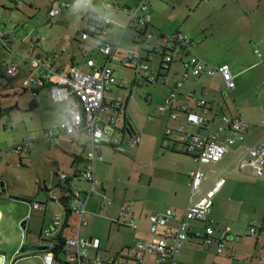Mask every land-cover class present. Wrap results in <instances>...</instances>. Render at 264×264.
Here are the masks:
<instances>
[{"label":"rangeland","instance_id":"1","mask_svg":"<svg viewBox=\"0 0 264 264\" xmlns=\"http://www.w3.org/2000/svg\"><path fill=\"white\" fill-rule=\"evenodd\" d=\"M61 1L0 0V32L8 34L11 46L10 50H3L0 45V182L5 185H2L4 193L0 195L2 211L0 248H2L1 252L8 257L20 243V230L12 227L13 224H11L15 210L13 197L31 196L32 199L37 198L38 201L44 202L48 197L44 186H49L48 188H51L57 197L60 196V189L56 187V184L61 182L58 174L71 171L74 159L71 152L74 154L87 152V148L84 149L83 146L86 140L84 133L73 135L61 131L58 143L52 145H48L47 140L42 137L45 129L59 126L64 120L66 105L65 101H53L48 88L45 87L38 90L40 102L37 105L30 103L32 88L26 81L29 77L37 78L38 72L28 62L27 57L58 55L60 63L68 64V66L70 57H73L75 66L86 70H89L86 65L87 56L101 65L106 63V58L99 53L98 47L88 44L81 34L86 27L87 7L63 9L58 15H49V9L57 8ZM104 1L118 2V0ZM126 1L131 5L137 2V0ZM159 2L164 8L160 11L153 7V22L160 19L163 22L162 26L186 33L197 43L195 51L207 63L214 66L228 64L235 86L232 95L225 98L229 107L225 106L224 109L229 116L237 110L236 113L250 123V134L243 137L246 139L256 131H263L255 125L264 121V0H159ZM249 4L254 7L248 9ZM90 8L96 17L104 16L111 20V26L107 27L109 34L102 38L110 41L111 44H115L120 39V45L117 47L119 51L113 56L110 64L118 82H125L126 87L117 90L116 85H111V91H107V95L122 96L127 103V118L131 128L135 132H141V140L133 148L126 146L129 139L127 133L111 130L110 135L104 134L101 139L104 143L99 144L103 161L96 162L95 166L98 171H104L105 177L100 182L106 189L105 199H111L112 202L126 200V204L131 205L132 210H146L158 205L159 201L156 199H167L170 190L177 188L178 180H182L183 177L187 179L186 172L196 166L195 161L184 154L183 146L178 145L182 150H175L183 152L182 154L162 149L159 145L166 116L159 113L158 108L163 97L170 92L175 82L181 79L184 69L180 65L172 69L167 84H163L160 78L155 84L143 81L142 84L136 85V81L140 82L142 77L156 74L161 56L155 54L147 63L149 71L145 73L139 71L137 74L138 71L134 65L121 62V58L133 50L135 25L133 24V28H128L122 36L123 29L118 23H126L127 17L122 14L115 15L110 10L104 12L103 3L100 0H91ZM154 26L158 25L154 24ZM34 38L40 39L38 44L33 42ZM154 40L155 38L150 39V43ZM11 64L16 65L17 71L14 75L7 76L6 66ZM53 80L54 77L51 78V81ZM192 81L193 77H190L184 83V88L198 86ZM200 82L214 91L218 89L220 83L217 76L207 75H204ZM191 84L192 86H189ZM63 109L65 113H62ZM121 115L123 117L122 113ZM116 124L117 127L122 126L120 116ZM144 129L146 133L143 132ZM111 136L121 140L124 152L115 151L108 144ZM26 138L34 140L35 149H28L25 145L20 155L11 151L13 146L21 144L27 140ZM78 164L82 168V161ZM212 176L210 174L209 179ZM249 184L252 185L247 186L250 192L257 191L263 195H261V206L258 207V212L253 211L246 220L242 218V229H240L242 238L238 243H242L245 247V242L254 239V237L244 236L248 232L249 224L255 221V224L259 226L264 221V190L253 183ZM77 186L87 191L90 184L80 180L70 184L73 191ZM254 187L258 189L254 190ZM98 189L101 187L98 186ZM95 196H91L87 210L92 207ZM23 212L26 213L25 210ZM45 212L48 216L46 215L44 225L47 223L46 228H48L51 211ZM104 213L99 211V214L104 215ZM62 214L65 217L64 210ZM134 214L136 225L139 227L136 230L124 226L121 221L118 225L99 216H89L88 224L81 227V236H97L100 241V252L114 256L123 250L121 249L123 243L134 242L133 237L140 234L139 229L143 228L145 234L140 239L150 236L146 228L148 226L145 222L138 220L136 213ZM127 216L130 215L127 214ZM84 217L86 218L87 215ZM30 218L25 219L31 228L32 226L34 229L37 228V234L41 219L30 222ZM261 231L256 250H262L257 252L254 258L257 264H264L261 258L264 254V227ZM191 241V250H196L195 259L188 263L183 261L181 264H222V261L226 260V248L220 254L216 253L214 244L202 245L194 240ZM187 242L183 243L185 245H182L181 249L187 245ZM188 255L189 252H187ZM240 257L239 254L237 259L231 261L239 264L242 262ZM33 259L35 258L22 259L18 263H31Z\"/></svg>","mask_w":264,"mask_h":264},{"label":"built area","instance_id":"2","mask_svg":"<svg viewBox=\"0 0 264 264\" xmlns=\"http://www.w3.org/2000/svg\"><path fill=\"white\" fill-rule=\"evenodd\" d=\"M90 1L62 0L58 3L57 8L51 7L49 14L54 16L63 9L78 6L90 8ZM101 1L104 11L116 9L122 10L128 15L124 30L127 27L133 28V24L135 25L133 28L135 30L133 50L127 53L125 64L134 65L138 71L137 74L139 71L145 73L149 71L147 63L154 55H163L164 69L161 70V75H158L159 68H157L156 74L147 75L146 78L142 77L140 82L136 81V85L142 84L143 81L155 84L160 78L163 84H167L173 67L180 65L184 69L181 79L175 82L174 87L163 98V105L158 108L159 113L167 111L168 119L175 122L173 127L165 128L161 144L165 147L168 141L172 140L182 145L186 152L192 155L196 166L186 172L189 193L185 207L181 212L166 208L163 211L146 215L149 223V237L136 241L133 247H128L114 256L100 252L98 238L93 237L85 240L77 235L74 238L63 240L62 244L58 246L55 237H43L41 242L44 249L43 264H60L61 261L66 262L67 256H70L68 259L73 258L75 264H178L179 249L189 237L202 245L214 244L216 253L222 254L226 248V232L221 236H215L214 228L208 217L213 206V199L226 182V178L217 176L209 187L203 188V183L207 180V172L200 169L199 165L220 162L231 146L247 134L251 126L239 114L233 113L229 116L225 113L224 108L228 107L225 98L232 95L235 86L233 75L228 65L214 66L201 59L195 53L196 43L186 34L181 32L166 34L162 31L149 30L151 25L150 0H137L135 4L128 6ZM102 19L103 30L99 36L102 42L95 41L93 35L81 34L87 43H96L99 53L106 58L104 65L90 57L86 60L89 70L79 69L75 66L73 57H70L71 68L66 70V65L60 63L58 55L27 57L28 62L38 72L37 78L29 77L26 81L32 88L30 103L38 104V90L41 86L48 88L53 101L66 102V117L59 126L49 127L43 131L44 140L55 144L62 132L65 134L84 132L89 138V149L85 155L86 166L79 174L78 179L76 178L78 181L88 182L89 189L84 191L80 186H77L74 191L71 190V198L66 203L69 211H73L79 216L78 231L87 224L82 216L85 213L88 199L92 195H100L96 189L99 183L95 178L94 170L95 163L103 160L101 153L97 150L99 144L104 143L101 140L102 136L110 135L111 130L127 133L129 139L126 146L129 148L135 147L141 140L140 135L133 131L128 122L126 101L120 96H107V91H111V85L118 84L110 63L120 39L115 44H111L110 41L102 38L103 35L109 34L107 27L111 26L109 18L103 16ZM6 35L0 32V45L4 50L10 48L9 40L5 39ZM152 38L155 40L150 43ZM37 41L38 39H33V42L37 43ZM16 71L15 64L6 66L7 76L14 75ZM202 74L218 75L220 79L219 87L214 91L210 100L201 97L195 98L194 90H189L186 93L178 92L189 77L199 78ZM52 77H54L53 81H51ZM133 85L135 86V84ZM119 86L123 88L124 83L122 82ZM206 93L207 90L204 88L202 94ZM179 95H182L186 101L176 104V97ZM189 100H194L195 103L190 106ZM108 110H112L113 114L105 117L103 114ZM119 116L122 118L123 124L117 127L116 122ZM179 116H182V119ZM188 126H192L194 130H186ZM255 126H264V121ZM27 141L28 139L13 146L11 151L21 152L27 145ZM108 144H111L116 151H125L123 143L115 136H111ZM231 151L235 154L234 160L237 161L235 170L237 172L251 169L257 176L264 175V136L253 146L241 144L232 148ZM58 177L61 182H64L68 179L69 174L61 172ZM31 207L45 209L43 204L37 200L31 202ZM53 219V224L58 223L59 215L55 214ZM117 222L119 221L117 220ZM128 223L131 228H137L133 219H130ZM250 232L254 234L255 228L251 227ZM92 248L96 252L90 256L89 250ZM59 255H63V258ZM262 258L264 259V254Z\"/></svg>","mask_w":264,"mask_h":264},{"label":"crops","instance_id":"3","mask_svg":"<svg viewBox=\"0 0 264 264\" xmlns=\"http://www.w3.org/2000/svg\"><path fill=\"white\" fill-rule=\"evenodd\" d=\"M112 4H115V5L118 4L120 6L131 5V4H128L126 0H118V2L114 1ZM150 4H151V11L152 10L154 11L153 7H155L157 10H160V11H162L164 8L163 4L160 3L159 0H154L153 2L150 0ZM247 7L249 9V8L254 7V6L249 4V5H247ZM105 11H107V10H105ZM110 11L112 13H114L115 15L122 14L124 17L128 16L122 10L110 9ZM152 12H151V21H150L151 25L149 27V30H151V31H153V30L162 31L166 34H173L175 32H180V31H173L172 28H170V27H165L164 25L162 26L163 22L160 19L153 22L152 21ZM158 14L160 15V13H158ZM127 21H128V17H127L126 23H124V24L118 23L119 27H121L123 29L122 36H124L126 31H127V29L125 28L126 30L124 32V27L126 26ZM154 24L158 25V26H154ZM123 33H124V35H123ZM181 33H183V32H181ZM184 34H186V33H184ZM39 40L40 39H38L36 44H38ZM119 45H120V42H119ZM196 45H197V43H196ZM10 49H11V46H10L9 50ZM118 51H119V49L117 48L115 54L118 53ZM195 53H196V51H195ZM115 54H114V56H115ZM196 54L198 55V53H196ZM200 58L203 59L202 57H200ZM125 59H126V56L121 58V60H122L121 62H123L124 64H125V61H124ZM224 64L228 65L227 63H224ZM70 68H71V64H69V66L67 64L66 70H70ZM174 68H177V66L173 67L172 69H174ZM84 70H86V69H84ZM204 75L205 74H202L199 78L193 77L192 82L197 83L198 86H192V84H191L189 86H192V87L184 88V85H183L182 88L178 92L186 93L189 90H194L195 91V95H194L195 98L201 97V98H205L207 100H210L213 96L214 90H212V88H208L207 86L203 85L202 82H200V79ZM114 76H115V73H114ZM216 76L219 78L218 75H216ZM115 78H116V76H115ZM116 81L118 82L119 80H117V78H116ZM196 81H199V82H196ZM219 81H220V79H219ZM123 83H124V87H126L125 82H123ZM200 83H201V85H200ZM119 84H121V83L118 82V84H116V86H115L117 90H119V88H122L121 86H119ZM43 87L47 88L46 86H43ZM204 88H206V90H207L206 94H202V90ZM111 97H114V96H111ZM120 97H122V96H120ZM185 101L186 100L183 98L182 95H179L176 97V104H180V103H183ZM225 102L227 103L226 100H225ZM188 103L190 106H192L195 102H194V100H189ZM33 105H37V104H33ZM65 105H66V102H65ZM160 105H163V100L161 101ZM227 105L229 107L228 103H227ZM126 108H127V106H126ZM64 110L65 109H63L62 113L63 112L65 113ZM236 112H238V111L236 110ZM236 112H233V113H236ZM126 113H127V110H126ZM66 114H67V112H66ZM66 114H65L64 118L66 117ZM111 114H113V111L109 112V110H108L103 115L105 117H108ZM162 114H165L166 120H165V124L163 126L164 130H163L161 137H160V142H159L160 148L166 149V150H169L172 152H176L175 151L176 149L182 150L181 147H178L179 144H177L176 142H173L172 140L168 141L167 146H165V147L162 146L161 142H162L163 137H164L165 128L169 127V126L173 127L175 125L174 121L168 119V112L167 111L165 113H162ZM236 114H239V113H236ZM179 118L182 119V116H179ZM250 127L248 129L247 135L250 132ZM188 128H193V127L188 126L187 129ZM260 128H262L263 131H261V132L256 131L253 135L247 137L246 139L243 137L240 141H237L236 143H234L231 146V149L236 148L237 146H239L241 144L242 145H248V146L255 145L264 136V126H262ZM143 132L146 133L145 129L143 130ZM77 133L80 134L81 132H77ZM77 133H75V134H77ZM137 133L139 135L141 134L140 131H137ZM58 141H59V138H58ZM72 141H73V139L71 140V142ZM243 142H244V144H243ZM84 143H85V145H83L84 149L87 148V150H88L90 143H89V138L87 136H86V140ZM100 145L97 147V150L101 153ZM27 148L28 149L29 148L35 149L33 139H28ZM231 149L225 154V156L222 158V160L220 162L212 164V165H199L200 169L207 172V180L203 183V188L209 187L210 184L215 180V178L217 176H223L224 178H226V182L222 185V187L216 193V195L213 199V206H212L211 213H210L208 219L214 228L215 236H221L226 232L227 236L232 237L231 239H228V241H227L226 254H225L226 260L222 261V264H235L231 260L237 259L239 254L241 255L240 258L242 261L239 264H257V261H255L254 258H256L255 256L258 254L257 252H260L262 250L261 249L260 251H257L256 249L258 247V243H259V240L261 237L260 236V234L262 233L261 230L264 227V221L259 226H257L255 224V221H253L249 224L248 232L244 236L251 237V238L254 237V239L252 241L245 242L246 247L248 249L245 247V245H242V243H238V242L242 238L241 237L242 232H240V229H242L241 225L243 223L242 218H244L246 220L248 217H250V215L252 214L253 211L258 212V210H259L258 207L261 206V203H260V201L262 200L261 195H263V193H257V191L250 192L247 189L248 188L247 186H252L249 183H253V185L261 187L260 189L264 190V175L263 176H257L251 169H245L243 171L237 172L235 170V166H236L237 161L234 160L235 154L231 151ZM183 150L185 151V153H184L185 155L191 157L194 160L192 155H190L186 152L185 148ZM22 151H23V149L21 150V152ZM21 152H18L17 154L20 155ZM176 153H182L183 154V152H176ZM71 155L74 159L72 161L71 171L67 172V173L80 172L86 166V161H85V155L86 154H74V152H71ZM79 161H82V166H81L82 168L79 167V164H78ZM102 161H100V162H102ZM94 174H95L96 180L99 183L98 186L101 187V189H98V186L96 187V189L100 192V195L95 196V200H93L92 207L89 210H87V206H88V203H89L91 197L88 199V201L86 203L85 213L83 214L82 217L86 221L87 224L89 221L88 220L89 216H91V217L92 216H99V217L103 218L104 220H110L111 222L117 221V220L121 221V222H128L130 219H133L135 221L136 218H135L134 213H136L139 217L138 220L145 222V224L147 226H149V223H148L147 218H146L147 214L160 212V211L164 210L165 208H172V209L176 210L177 212H181L185 207L187 197H188V193H189L188 181L185 177H183L184 179L182 178V180H178L177 188L170 190L169 196L167 199H156L157 201H159V202H157L158 205L151 207L149 209H146L147 211L142 210V209L134 211L131 209V205L126 204V202H127L126 200H122V201H114L113 200V202H112L111 199L110 200L105 199L107 196V194L105 193L106 189L103 187V185H102L103 183L100 182L105 177L104 171L103 170L98 171L97 167L95 166ZM210 174L213 175L211 179H209ZM74 182H75V180L73 181V183ZM3 186H5L4 183H3ZM84 186H86V185H84ZM48 189H51V188H48ZM256 189H258V188L254 187V190H256ZM0 195H1V192H0ZM9 197H11V196H9ZM30 197L31 196H25V198L13 197V199H15L13 201V205H14L15 210L12 214L13 219H12L11 224H13L12 227L14 226V228H17L20 230L19 231L20 243L17 245L18 247L16 249H14V252L10 257L5 256V254L3 252H1L2 248H0V264H43L42 253L44 252V249H43V246L41 245V242L43 241L42 240L43 237H45V238H47V237H51V238L52 237H55V238L61 237L63 240H65V239L74 238L77 235H79V237H81L85 240L91 239L93 237L98 238L97 236H92V235H90L89 237L81 236V228L78 231L79 216L75 212L67 210L58 201L60 199L59 195L57 197L52 192V193L48 194V197L44 202L39 201L45 207L44 210L33 209L31 207V202L28 200V199H32ZM35 200H37V198H34V201ZM51 201H55L56 203H54V204L49 203ZM108 201H110V203H108ZM127 207H129V208H127ZM24 210L26 211L25 214L23 212ZM46 210L51 211V214L48 218V228H46L47 223H46V225H44L45 219L48 216V213L45 212ZM63 210L65 213V217L62 214ZM127 210H128V212L129 211L130 212L128 213ZM37 211H38V213H37ZM99 211L100 212L104 211L105 212L104 215L99 214ZM40 212H42V213H40ZM32 213H33V215L31 216ZM52 214H53V216H52ZM55 214L59 215V222L56 224H53V220H54L53 218H54ZM127 214H129L130 216L128 217ZM86 215H87V217L85 218L84 216H86ZM1 217H2V211L0 209V220H1ZM26 217H27V219L31 217L30 222H32L33 220L38 221L39 219H41V225L39 226L37 234H36L37 228L34 229L33 226L31 228L30 224L25 219ZM237 218H239V220H237ZM75 223H77V225ZM253 224L255 225V228H256L255 234H252L250 232V225H253ZM75 225H76V230H75ZM196 225L197 224H195V226ZM196 227H198V226H196ZM138 228L139 227L137 225L136 229H138ZM146 228L148 230V227H146ZM139 230H140V234H136L135 237H133L134 242L141 240L140 237H143L145 235L143 232V228L139 229ZM148 233H149V231H148ZM190 242H192V241L189 240L186 243L187 245L185 247H183L182 249L180 248L181 251L179 250V255L177 258H178L180 264L183 263V261H186L188 263V261L192 262V260L195 259L196 250L195 249L191 250ZM133 243L132 244H129L127 242H126V244L123 243L121 245V247H122L121 249L124 250L128 247H131L133 245ZM0 244H1V242H0ZM39 251H41V253H39ZM95 252H96V250H94L92 248L89 250V255L93 256L95 254ZM187 252H189L188 256H187ZM59 256H61L63 258L62 255H59ZM262 256H261V258H262ZM68 257H70V256H67L66 262H69L70 264H75V260L73 258L68 259ZM30 258H35V259H33L34 261H32L31 263H18L22 259L27 260Z\"/></svg>","mask_w":264,"mask_h":264},{"label":"trees","instance_id":"4","mask_svg":"<svg viewBox=\"0 0 264 264\" xmlns=\"http://www.w3.org/2000/svg\"><path fill=\"white\" fill-rule=\"evenodd\" d=\"M13 2H15V0H12ZM60 3V2H59ZM90 5H91V1H90ZM124 6H128V5H124ZM80 7V6H79ZM84 8H86V7H84ZM51 9V8H50ZM50 9H49V11H50ZM48 11V12H49ZM62 11V10H61ZM60 11V12H61ZM59 12V13H60ZM152 12V11H151ZM59 13H57L56 15H58ZM50 15V14H49ZM50 16H52V15H50ZM103 17V16H102ZM102 17L101 16H95V13H93L92 11H91V8H87V11H86V27L81 31V33H87V34H90V35H93V36H95V41H97V42H102V40H101V37H99L102 33H101V31L103 30V19H102ZM129 27H127L126 29H128ZM125 29V30H126ZM125 30H124V32H125ZM123 35H124V33H123ZM104 36V35H103ZM5 39L6 40H9V38H8V34L6 35V37H5ZM89 44V43H88ZM91 45H96V43H90ZM161 56V61H160V63H159V65H158V75H161V70H163L164 69V67H163V65H164V60H163V55H160ZM88 58H90L89 56H87L86 57V60L88 59ZM232 94V93H231ZM81 133H84V132H81ZM85 134V133H84ZM86 135V134H85ZM87 136V135H86ZM48 145H50V143H48ZM52 145V144H51ZM109 145H111V144H109ZM82 159V158H81ZM84 170V169H83ZM83 170H81L80 172H73V173H67V174H69V177H68V179L66 180V181H64V182H58L57 184H56V187H58V189H60V191H61V194H60V199L58 200L67 210H69L68 209V207L66 206V203H67V201L71 198V187H70V184H71V182H73V179L74 180H77L78 179V176H79V174L83 171ZM187 177V176H186ZM77 178V179H76ZM78 181V180H77ZM187 181H188V179H187ZM44 190L47 192V194H49V193H52V189H48L46 186H44ZM66 193H68V194H66ZM30 202H33L34 201V199H28ZM108 203H110V201H108ZM166 209V208H165ZM172 209V208H171ZM163 211V210H162ZM157 213V212H156ZM149 214H153V213H149ZM148 215V214H147ZM113 223H116V224H119V222H117V221H112ZM129 222V221H128ZM128 222H123L122 224L124 225V226H127V227H130L128 224ZM135 222V221H134ZM251 227H254L255 228V225L253 224V225H250V228ZM131 228V227H130ZM132 229H134V228H132ZM255 232H256V228H255ZM255 234V233H254ZM56 240H57V244H58V246H60L61 244H62V242H63V239L61 238V237H57L56 238ZM189 240H194V241H196V243H198L197 242V240H195V239H193L192 237H189L186 241H189ZM228 240V239H227ZM185 241V242H186ZM198 244H200V243H198ZM180 250V249H179ZM177 260H178V258H177ZM60 264H70V263H67V262H60ZM178 264H180V262H179V260H178Z\"/></svg>","mask_w":264,"mask_h":264},{"label":"water","instance_id":"5","mask_svg":"<svg viewBox=\"0 0 264 264\" xmlns=\"http://www.w3.org/2000/svg\"><path fill=\"white\" fill-rule=\"evenodd\" d=\"M2 185H3V183L0 182V191H1V193H4V190L2 189ZM231 238H232L231 236H227V239H231Z\"/></svg>","mask_w":264,"mask_h":264}]
</instances>
